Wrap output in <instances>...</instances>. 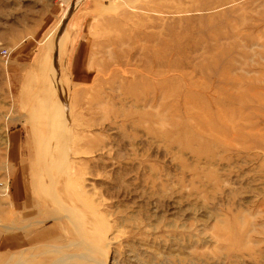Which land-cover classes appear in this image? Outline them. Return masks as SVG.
Returning <instances> with one entry per match:
<instances>
[{"label": "rangeland", "instance_id": "rangeland-1", "mask_svg": "<svg viewBox=\"0 0 264 264\" xmlns=\"http://www.w3.org/2000/svg\"><path fill=\"white\" fill-rule=\"evenodd\" d=\"M0 182V264H264V0H0Z\"/></svg>", "mask_w": 264, "mask_h": 264}, {"label": "crops", "instance_id": "crops-1", "mask_svg": "<svg viewBox=\"0 0 264 264\" xmlns=\"http://www.w3.org/2000/svg\"><path fill=\"white\" fill-rule=\"evenodd\" d=\"M79 66V59H77L76 69ZM9 150L12 157L16 158L19 154L20 148V137L16 130L10 132L9 135ZM18 189V188H17ZM20 192V189L17 190V193ZM36 214V213H35ZM40 213H37L35 216H30L29 225L32 226V221L35 219V227L29 232L26 230H14L7 232L0 229V253H6L12 251L16 248L22 246V244H40L45 243L51 240H54L58 237L59 226L57 224L48 223H39ZM24 229V228H22Z\"/></svg>", "mask_w": 264, "mask_h": 264}, {"label": "built area", "instance_id": "built-area-1", "mask_svg": "<svg viewBox=\"0 0 264 264\" xmlns=\"http://www.w3.org/2000/svg\"><path fill=\"white\" fill-rule=\"evenodd\" d=\"M2 55L8 59L9 52L7 51V49H3L2 50ZM6 191H7V188H4L3 183L0 182V194H4L5 195Z\"/></svg>", "mask_w": 264, "mask_h": 264}]
</instances>
